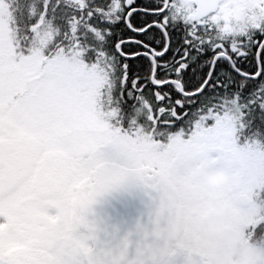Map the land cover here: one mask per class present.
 <instances>
[{"label": "snow or ice", "instance_id": "obj_1", "mask_svg": "<svg viewBox=\"0 0 264 264\" xmlns=\"http://www.w3.org/2000/svg\"><path fill=\"white\" fill-rule=\"evenodd\" d=\"M0 264H264V0H0Z\"/></svg>", "mask_w": 264, "mask_h": 264}]
</instances>
